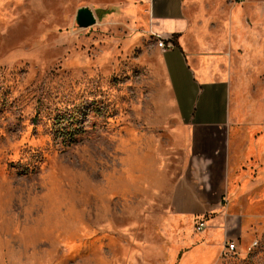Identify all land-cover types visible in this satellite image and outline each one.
Listing matches in <instances>:
<instances>
[{
    "label": "rangeland",
    "instance_id": "1",
    "mask_svg": "<svg viewBox=\"0 0 264 264\" xmlns=\"http://www.w3.org/2000/svg\"><path fill=\"white\" fill-rule=\"evenodd\" d=\"M193 2L196 62L233 105L217 227L236 251L210 213L204 229L170 213L188 144L162 114L142 1L0 0V264H264V0Z\"/></svg>",
    "mask_w": 264,
    "mask_h": 264
},
{
    "label": "crops",
    "instance_id": "2",
    "mask_svg": "<svg viewBox=\"0 0 264 264\" xmlns=\"http://www.w3.org/2000/svg\"><path fill=\"white\" fill-rule=\"evenodd\" d=\"M140 1L145 7L148 35L160 34L174 44L165 51L157 48L166 88L162 114L176 124L173 135L186 139L188 144L184 169L169 187L170 213L185 221L210 213L214 221L211 228L221 230L215 239L220 240L223 234V242L225 239L236 242L238 236H227L224 228L217 227L230 220L220 214L219 204L238 159L230 134L233 105L228 83L213 74L210 66L196 62L199 57L196 50L204 44L193 31L196 17L193 0ZM135 4L134 11L126 10L128 5L124 9L131 19L141 6ZM203 236L206 240L214 238L205 232Z\"/></svg>",
    "mask_w": 264,
    "mask_h": 264
},
{
    "label": "built area",
    "instance_id": "3",
    "mask_svg": "<svg viewBox=\"0 0 264 264\" xmlns=\"http://www.w3.org/2000/svg\"><path fill=\"white\" fill-rule=\"evenodd\" d=\"M237 2H242L243 0H236ZM153 36L156 38V42L155 45L157 48H159L161 51H165L168 49H171L173 47V42L172 40H166L165 38H163L160 34H153ZM205 219L204 218H200L197 222V227L198 229H204L205 227ZM257 242L254 241L252 245H255ZM223 248L229 252H235L237 249L236 243L234 240L231 239H225V241L223 242Z\"/></svg>",
    "mask_w": 264,
    "mask_h": 264
},
{
    "label": "water",
    "instance_id": "4",
    "mask_svg": "<svg viewBox=\"0 0 264 264\" xmlns=\"http://www.w3.org/2000/svg\"><path fill=\"white\" fill-rule=\"evenodd\" d=\"M75 20L80 28H86L96 22V17L89 7L84 6L77 9Z\"/></svg>",
    "mask_w": 264,
    "mask_h": 264
}]
</instances>
